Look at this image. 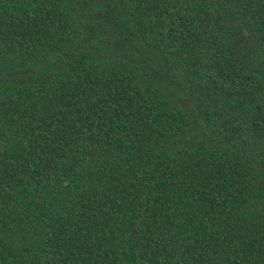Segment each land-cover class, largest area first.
<instances>
[{
	"label": "trees",
	"instance_id": "obj_1",
	"mask_svg": "<svg viewBox=\"0 0 264 264\" xmlns=\"http://www.w3.org/2000/svg\"><path fill=\"white\" fill-rule=\"evenodd\" d=\"M0 264H264V0H0Z\"/></svg>",
	"mask_w": 264,
	"mask_h": 264
}]
</instances>
